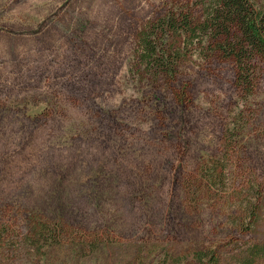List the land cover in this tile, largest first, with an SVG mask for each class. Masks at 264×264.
<instances>
[{"label": "rangeland", "instance_id": "rangeland-1", "mask_svg": "<svg viewBox=\"0 0 264 264\" xmlns=\"http://www.w3.org/2000/svg\"><path fill=\"white\" fill-rule=\"evenodd\" d=\"M209 1L0 0V222L62 232L35 264H241L264 246V59L250 95L198 45L179 83L135 71L143 30Z\"/></svg>", "mask_w": 264, "mask_h": 264}, {"label": "trees", "instance_id": "trees-1", "mask_svg": "<svg viewBox=\"0 0 264 264\" xmlns=\"http://www.w3.org/2000/svg\"><path fill=\"white\" fill-rule=\"evenodd\" d=\"M193 45L200 46L205 55L231 60L239 87L244 94H252L257 62L264 59V0H210L202 18L187 8L169 11L140 35L135 61L138 77L153 84L179 83L183 62ZM248 213L249 219L255 214L252 204ZM32 222L27 232L17 235L10 229L15 224L0 222V264H22L27 247L33 251L32 264L46 258L47 250L40 252L39 244H47L49 237L62 232L54 222L36 218ZM247 223L246 233H250L257 222ZM246 253L241 264H264L261 243H250ZM215 264H220L218 258Z\"/></svg>", "mask_w": 264, "mask_h": 264}]
</instances>
